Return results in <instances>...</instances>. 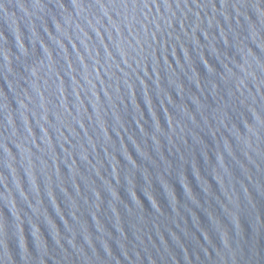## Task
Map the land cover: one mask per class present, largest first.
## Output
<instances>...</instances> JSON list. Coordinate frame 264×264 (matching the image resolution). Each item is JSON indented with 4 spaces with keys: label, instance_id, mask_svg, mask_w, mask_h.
I'll use <instances>...</instances> for the list:
<instances>
[{
    "label": "water",
    "instance_id": "water-1",
    "mask_svg": "<svg viewBox=\"0 0 264 264\" xmlns=\"http://www.w3.org/2000/svg\"><path fill=\"white\" fill-rule=\"evenodd\" d=\"M0 264H264V0H0Z\"/></svg>",
    "mask_w": 264,
    "mask_h": 264
}]
</instances>
